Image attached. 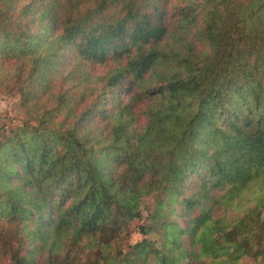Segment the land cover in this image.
<instances>
[{"label":"trees","instance_id":"1","mask_svg":"<svg viewBox=\"0 0 264 264\" xmlns=\"http://www.w3.org/2000/svg\"><path fill=\"white\" fill-rule=\"evenodd\" d=\"M3 90L0 264H264V0H0Z\"/></svg>","mask_w":264,"mask_h":264},{"label":"rangeland","instance_id":"2","mask_svg":"<svg viewBox=\"0 0 264 264\" xmlns=\"http://www.w3.org/2000/svg\"><path fill=\"white\" fill-rule=\"evenodd\" d=\"M26 119L25 112L21 106V99L18 95L10 93L7 90L0 91V136L4 134L11 123L22 124ZM197 177H193L188 184V192L196 186ZM147 205L150 207L153 198H147ZM149 210H145L143 217L140 219H133L129 226V235H121L118 238V244L123 245L125 249H128L129 245L135 244L139 241L149 243L150 241H156L159 245L163 243V236L159 231H151L149 234L144 235L141 233V225H149L151 221L148 219ZM174 220L180 221L183 225H186V219L174 216ZM4 241L0 239V251L3 250ZM73 253V249L72 252ZM149 264H157L155 260H150ZM234 264H256V261L251 256L241 257L236 259Z\"/></svg>","mask_w":264,"mask_h":264}]
</instances>
